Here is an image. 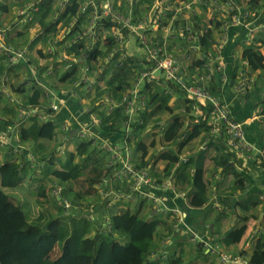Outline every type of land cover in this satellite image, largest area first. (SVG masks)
Listing matches in <instances>:
<instances>
[{
    "label": "clouds",
    "instance_id": "1",
    "mask_svg": "<svg viewBox=\"0 0 264 264\" xmlns=\"http://www.w3.org/2000/svg\"><path fill=\"white\" fill-rule=\"evenodd\" d=\"M0 264H264V0H0Z\"/></svg>",
    "mask_w": 264,
    "mask_h": 264
}]
</instances>
